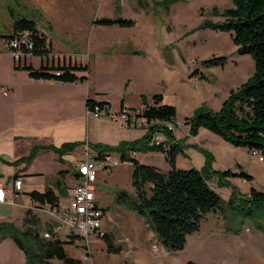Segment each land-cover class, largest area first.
Returning <instances> with one entry per match:
<instances>
[{"label":"rangeland","instance_id":"obj_1","mask_svg":"<svg viewBox=\"0 0 264 264\" xmlns=\"http://www.w3.org/2000/svg\"><path fill=\"white\" fill-rule=\"evenodd\" d=\"M230 7L231 0H0V35L10 34L11 16L25 17L34 21L46 40H51L53 52L59 56V65L62 57L66 63L69 56L71 62L75 58L76 64L80 61L79 65L87 66V86L76 83L77 91L71 96V110L78 116L82 111L84 88L87 92H98L115 112L119 100L135 107L139 95L158 94L163 104L174 107L175 127L171 126L180 138L183 120L195 108L203 105L217 111L228 92L239 87L253 72L252 59L236 54L229 34L206 27L222 21L213 11L221 12ZM100 18L129 20L132 25L126 28L94 25L93 21ZM106 36L124 38L128 41L125 43L128 49L141 55L130 58L121 56L118 48H105L99 37ZM216 58H223L221 66L206 67L202 63ZM124 81L126 89H123ZM137 130L142 133L141 139L144 132ZM88 140L93 141L90 136ZM85 141L83 137L80 142L64 143L74 145L75 155H72L77 156L75 161L73 157H67L69 167L75 164V168L83 158L82 148L79 150L82 144L89 147L91 157L96 153L94 147L109 149L118 145ZM194 142L212 149L216 156L212 163L219 164L224 171L228 169L231 174L227 178L229 186H217L215 179L207 181L222 201L227 203L232 196L241 198L250 189L264 192V163L258 161L256 154L226 143L227 147L223 149L222 145L213 148L202 137ZM104 154L110 160L118 161V154L106 151ZM143 156L139 155L144 164L151 163L158 169L167 166L158 157L150 158L152 155L147 152H143ZM184 160L177 158V169H185L180 163ZM194 161L191 157V163ZM212 163L210 169L214 171ZM52 172L53 166L46 163L44 173ZM241 172L250 180L239 176ZM50 181L48 177L46 181L26 183L23 190L30 186L32 188L25 190L27 193L31 189L41 190ZM72 186V179L67 177L62 186L65 194L59 198L60 205L72 195ZM94 193L101 211L100 235L86 238L90 260L84 261L86 250L75 241L64 246L66 255L80 264H264V233L259 229L264 228V217L258 214L254 217L244 211L228 212L224 216L219 212L208 213L198 230L185 236L183 248L169 252L157 241L145 218L128 208L134 202L129 167L118 165L108 172H98ZM18 198L15 203L18 208H13V214L23 212V195ZM33 212L41 230L45 231L48 225L57 226L54 217L47 212ZM54 233L60 240H69L63 228ZM101 235L110 237L113 247L120 249L118 254L107 253Z\"/></svg>","mask_w":264,"mask_h":264},{"label":"trees","instance_id":"obj_2","mask_svg":"<svg viewBox=\"0 0 264 264\" xmlns=\"http://www.w3.org/2000/svg\"><path fill=\"white\" fill-rule=\"evenodd\" d=\"M213 13L222 21L218 24H207L206 27L212 31L229 34L236 54L248 55L252 59L253 72L239 87L228 92L217 111H211L201 105L183 120V125L187 129L188 137H195L200 129L205 130L232 148L256 154L264 163V0H231L230 8ZM93 24L126 28L131 27L132 22L119 18L115 20L100 18L94 20ZM24 32L31 43V50L26 53L39 58L41 63L35 69L29 64L23 63L20 66L15 64L16 69L25 70L30 78L36 80L53 79L58 83L86 80L85 73L88 71L86 65L47 64L50 48L46 37L25 17L13 18L11 32L3 39L7 41ZM223 62V58H216L202 63L206 67H212L221 66ZM77 73L82 75L78 77ZM139 102L141 108L138 116L147 124L151 123L144 136L138 141L120 143L109 149L94 147L95 154L96 158H99L105 151L114 152L120 156L119 161L129 162L134 202L128 208L145 218L148 227L166 251H180L184 246L185 236L197 231L200 222L208 213L219 212L224 216L228 212L244 211V214H252L254 217L258 214L264 217V192L250 189L241 198L232 196L225 203L208 186L207 181L212 176L217 179V186H229L227 178L231 175L227 170L211 171L210 164L213 159L208 152L198 149L204 157V165L200 170L177 169L174 165L175 158L181 153L183 146L176 143L171 131L163 126V123L174 125V107L163 104L158 94L152 95L148 100L144 96H139ZM94 106L109 108L107 102H96L86 98L84 108L89 110ZM121 109L122 106L119 107V110ZM153 134L163 136L165 142L156 146L150 145ZM73 147L74 145L63 144L52 151L56 155H61L71 152L74 150ZM126 150L160 153L168 166V171L162 173L152 166L140 164L134 159H126L124 158ZM239 176L250 180V177L242 172ZM62 188L61 181H56L54 189L57 194L46 188L41 193L30 192L27 197L37 210H43L45 207L53 209L58 206L59 198L64 196ZM121 196L119 195L120 198ZM4 226L5 234L23 253L25 264H80L78 260L68 257L64 252V246L72 244L73 237L67 236L68 241L60 240L50 225L45 227V231L41 230L39 220L32 210L24 211L18 227L12 224ZM259 229L264 233L263 227ZM45 233L48 235L47 239L43 238ZM101 238L104 240L107 253H119L120 249L113 247L109 236L101 235Z\"/></svg>","mask_w":264,"mask_h":264},{"label":"crops","instance_id":"obj_3","mask_svg":"<svg viewBox=\"0 0 264 264\" xmlns=\"http://www.w3.org/2000/svg\"><path fill=\"white\" fill-rule=\"evenodd\" d=\"M10 18L12 21V16ZM30 21L34 23L33 20ZM11 27L12 24L10 26V32ZM6 35H8L7 32L4 35H0V189L3 191L6 199L5 202L0 203V264H25L23 253L15 246L11 238L5 234L4 225L12 224L18 227L25 210H37L34 204L29 201L27 197L28 193L33 191L41 193L46 188H49L54 194H57L54 189L56 181H61V187L67 180V177L73 181L75 164L69 167L66 159L67 157H73V161L77 160V156H73L75 155L73 154L74 150L56 155L52 149H57L60 144L62 145L67 142H80L83 140V137L90 143L101 142L109 146H114L117 143H132L138 141L142 135L137 129L142 130L144 133L146 129H134L132 127H126L118 122L86 117L84 108L86 98H90L96 102L108 103L107 100L99 97L100 94L98 92H87L86 88H84L85 92L82 94L84 96L82 99V111L78 116L70 107L71 96L77 91L76 83H78V81L73 83H58L53 79L36 80L30 78L25 70L15 68L16 63L11 53L5 48V43H2L3 37ZM99 38L101 41H104L105 48L112 47L120 49L119 52H122L120 53L121 56L133 58L141 55L139 52L130 51L131 49H128V45L125 44L128 43V41L126 42L122 37L106 36ZM47 41L49 43L50 55H48L46 62L51 65H59V56L55 55L53 52L51 40L48 39ZM118 44H120V47H116ZM123 44L124 48H122ZM23 62L24 65L29 64L35 69L40 65L41 60L36 57H26ZM75 62V58H73L71 62L68 56L67 62L65 63L64 57H62L60 65L81 64L80 61L78 64ZM16 65L20 66V64ZM81 75V73L76 74L78 77ZM198 78L203 79V77L200 76ZM87 80L86 77L85 81L79 83H85L87 86ZM80 84L77 85L80 86ZM126 88L127 84L124 81L123 89ZM145 98L148 100L150 97ZM120 106L124 109L133 111H139L141 108L139 97L138 104L135 107H129L123 100H119L116 112L119 110ZM108 110L110 113H116L110 104ZM173 126L175 127V124ZM171 135L176 143L183 146L181 153L175 158V167L177 158L181 157L185 159L180 162L185 166V169L193 168L195 170H200L204 165V157L198 149L208 152L213 161H215L214 159H216V156L212 149L207 148V145H203L202 143L194 142L198 137L204 138L208 145L213 148L215 145L218 147L222 145V149L227 147L224 142H218L214 136L202 129L198 131L195 137H188L187 129L184 125L180 138L175 135L174 130H171ZM89 136L93 141L88 140ZM159 137L165 142L163 136L159 135ZM84 146L87 145L82 144L79 150ZM79 150H77L78 153ZM225 151L227 152L226 148ZM31 153H33V155L30 156ZM147 154L152 155L150 158L158 157L163 161V164L165 163L160 153L147 152ZM139 155L143 156V152L132 150H126L124 152V158L134 159L142 164L143 161L140 160ZM119 157L118 155V160H120ZM143 157H145V155ZM191 157L195 160L194 163H191ZM93 158H96V154ZM258 161H260L259 158ZM46 163L53 166L52 174L44 173V165ZM143 165L158 169V167L151 163H143ZM212 165L214 171H224L219 164L212 163ZM125 166L130 168V165ZM158 170L162 173H166L168 171V166H164L163 169ZM48 177L51 181L45 184L43 189H31V191L27 193L25 190L27 188H32L30 186L24 187L23 190V185L26 183L33 184V182L40 181L41 179L46 181ZM16 179H19L21 182L19 192H15L12 189V182ZM210 179H215L217 184V179L215 177L212 176ZM36 185L40 186L39 183H36ZM19 195H23L24 208H22L23 212L21 214L15 213V215L13 212L15 208H18L15 203L19 199ZM94 197L98 205L95 193Z\"/></svg>","mask_w":264,"mask_h":264},{"label":"built area","instance_id":"obj_4","mask_svg":"<svg viewBox=\"0 0 264 264\" xmlns=\"http://www.w3.org/2000/svg\"><path fill=\"white\" fill-rule=\"evenodd\" d=\"M4 42L5 48L11 53L16 64L21 65L24 58L31 57L29 53H26L31 50V43L28 41L27 33H21ZM54 74L56 75V73ZM138 114V111H129L124 108L116 113H110L107 108H99L97 106L89 110L85 109V116L88 118H106L111 122H118L126 127L147 129L151 123L147 124ZM164 127L168 131L172 130V126L169 123H164ZM162 143L163 141L160 140L159 135L153 134L151 136V145L156 146ZM252 155L255 154L252 153ZM82 156L83 158L75 166L73 186L71 188L72 195L66 198L63 205L58 204L53 209L45 207L43 211L52 215L56 220L57 226L54 225L53 232L58 228H63L68 236L73 237V242L75 241L81 248L86 250V238L92 235L99 237L100 235L101 211L94 197V183L97 173L108 172L111 168L121 164L129 165V162L110 160L104 153L99 158L94 159L91 157V152L87 146L82 147ZM20 185L19 179L13 180L12 189L15 192H19ZM5 200L3 191L0 189V203L5 202ZM43 238H48V235L46 233L43 234ZM89 260V254L86 250L84 261Z\"/></svg>","mask_w":264,"mask_h":264}]
</instances>
